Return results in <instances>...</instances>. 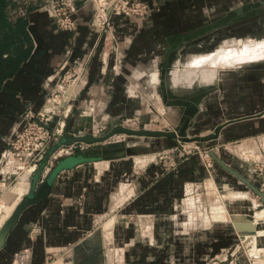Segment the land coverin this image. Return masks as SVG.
Wrapping results in <instances>:
<instances>
[{
    "label": "crops",
    "instance_id": "obj_1",
    "mask_svg": "<svg viewBox=\"0 0 264 264\" xmlns=\"http://www.w3.org/2000/svg\"><path fill=\"white\" fill-rule=\"evenodd\" d=\"M143 1L153 7L150 14L146 17L115 15L112 29L107 34L91 27L95 12L93 0H75L76 10L72 16L77 28L71 32L60 30L52 17L42 11L43 0H14L8 14L9 22L15 28L18 20L24 19L29 39L26 38L24 54L13 51L11 55L3 52L0 56V150L7 146L11 131L20 122L22 113L29 106L35 110L42 107L55 86L58 69L72 65L77 58L88 59L85 74L88 84L78 89L76 98L71 101V114L86 107L91 99L101 100V112L104 111L105 118L108 116V121L112 122L147 114L150 111L149 98L143 100L137 98L139 96H127L126 87L138 92L160 90L161 93V77L182 54H208V45L223 40L229 34L240 37L232 42L264 40V37L255 39L264 36V0ZM231 41L225 39L222 42ZM111 42L124 51V62L119 71L114 65L115 52L110 48ZM11 44L12 49H19L16 39ZM197 53H193V57ZM174 71H171V81L172 86L177 87L179 75ZM262 71L264 69L260 70L259 76L264 74ZM254 80L247 101L240 100L235 105L228 103L232 95L225 101L221 96V103L214 97V104L208 105L206 94L204 107L196 106L194 101H188L184 107L180 101L162 97L169 108L168 118L176 122L171 123L169 132L175 135V127H179L183 117L180 131L187 126L186 132L192 129L195 135L205 134L207 138L211 132H215L212 138L220 140L264 133V76ZM191 103L196 109L193 110ZM79 116L73 121L74 115H71L72 127L66 119L68 134L65 137L84 134L89 129V122L93 123L92 117ZM159 137L162 136L154 138ZM111 138L102 143H86L83 149L78 147L73 154L43 161L36 181L31 180L27 191L36 190L58 169L53 175L52 192L24 209L0 249V264H96L93 258L90 262H83L76 256V251H79L84 235L93 229L98 217L110 207L114 210L125 202L122 207L127 219L134 216L158 219L166 212V207L173 206L172 201H166L165 206V199L172 197L170 193L176 190L175 196H181L184 182L198 172L190 161L184 162L177 172L156 175V167L127 163L129 154L103 159L104 152L128 148L126 145L107 146L116 137ZM255 145L264 146V135ZM58 147L53 143L51 150ZM66 158L73 160L67 162ZM62 161H65L63 165ZM40 168L41 165L38 170ZM191 198L183 200L186 207ZM112 224L113 216L105 223L108 245L111 244ZM143 227L154 235L149 221H145ZM129 231L126 230V239L132 235ZM141 246L148 247V251ZM140 247L141 252H150L151 257L148 259L143 254L133 264H165L159 256V252L164 250L144 243ZM70 248L76 250L74 255H69ZM66 255L71 259L68 260ZM51 258L56 260L49 263Z\"/></svg>",
    "mask_w": 264,
    "mask_h": 264
},
{
    "label": "rangeland",
    "instance_id": "obj_2",
    "mask_svg": "<svg viewBox=\"0 0 264 264\" xmlns=\"http://www.w3.org/2000/svg\"><path fill=\"white\" fill-rule=\"evenodd\" d=\"M94 6L96 7L95 2ZM41 9L49 15L46 9ZM106 33L109 34V31ZM263 37H255V39ZM238 38L240 37L237 35L229 34L223 40L208 45V54L186 52L180 58L174 60L164 76L161 77L160 88L164 96L161 95L160 90L159 92L156 90L138 92L136 89L126 87L125 94L127 96L133 98L139 96L137 98L143 100L149 98L148 108L150 111L147 114L133 116L132 125L125 124L124 127L160 130L164 134L159 139H155V136L120 132L111 136L116 138L106 145L110 147L128 146L130 157L126 162L156 167V175L163 172L165 174L177 172L181 169V165L187 161L192 162L193 165L195 164L198 172L195 173L193 178L184 182L181 196H175L176 190L172 194L170 193L173 198H166L165 206L167 205L166 201L174 202L173 206L166 207L164 209L166 212L158 219L147 220L138 216L133 218L129 216L130 218L127 219L123 214L122 207L125 202L121 206L115 207L114 210H111L110 207L105 214L95 220L93 229L86 232L79 251L70 248L68 250L69 255H74L76 251V256L83 259V262H85L84 260L90 262L93 258L96 264H133V261L143 254H146L145 257L150 259V252H147L148 247L141 246L147 249L146 252L143 250L141 252L140 244L144 243L151 246L156 245L159 250H164L162 253L159 252V256L165 264H264V256H262L264 253V203L258 195L243 184L239 178L223 168L211 155L212 151L215 152L229 166L240 171L256 185V183L264 181V146H257L255 143L260 142V136L264 133L254 136L249 134L234 140H220L212 138L215 132L208 133L207 138L205 134L197 133L195 135L193 130L190 129L189 132H186V137H183L179 134L184 120L182 117L181 123L178 124L179 127H175L174 137L169 132L171 130L169 126L171 123L176 122L168 118L169 108L166 101H164V98H169V101H180L184 107H186L185 104L188 101H194L197 102L196 106L204 107L203 100L206 94L208 95V105L214 104V97L216 101L221 103V100H219L221 96H223L222 100L225 101L227 97L232 95L233 97L229 98L228 103L232 102L233 105L240 100L247 101L253 80H260L264 76V74L260 76L258 74L261 69H264V60L249 63L241 68L222 71H219L220 65L211 66L212 64L208 60L199 67L191 65V62L198 58L210 57L213 52L209 51L214 49L216 51L220 47L239 49L246 45L252 46L253 43L261 42L246 40L245 38V40L238 42L231 41ZM225 39L231 42H222ZM110 48L115 52V65L118 45L111 42ZM122 52H124L123 49ZM193 53H197V55L193 57ZM123 62L124 59L122 58L121 66ZM212 68L215 72L205 74L210 72ZM173 69H175V73H173L179 75V85L177 87L172 86L171 71ZM63 71L60 68L58 69L57 76L54 78V85L66 80L64 77L66 72ZM73 72V70L69 71V73ZM215 77L219 79V85L214 84ZM257 80H254V82ZM145 103L147 104L146 101ZM223 105L227 106L224 102ZM230 105L228 106L231 107ZM191 106L193 110L196 109L193 103H191ZM160 107H163V109ZM101 108H95L97 120L93 123L89 122V129L84 135L100 136L112 130L111 122L104 119L106 113L101 112ZM86 110L88 109L84 107L79 111H75L74 114L70 113L74 115L73 121L77 119L78 115L89 119L91 112ZM186 110L191 109L186 108ZM161 112L165 113L161 115ZM71 115L68 117L69 127L74 124H71ZM123 119L125 118L118 121L121 122ZM102 125L107 127L105 132L100 134L96 129ZM93 132H97V135H94ZM253 140H255V143ZM48 159L49 157H47ZM71 160L73 158H66L65 161L69 162ZM65 161L61 162L62 165ZM42 164L43 162L40 164L41 168L35 172L32 181H36L37 175L42 169ZM57 170L54 171L53 175ZM137 170L138 172L141 171V169ZM126 181L123 180V182ZM16 184L17 182H14L10 187H6L7 189L0 195V198L3 197L11 205L15 203V207L20 199L28 193L27 186H29L25 177L21 179L18 185ZM188 197L192 198L188 199V207H186L183 200ZM13 210L14 208L10 211ZM10 211L7 212V216L8 213L11 214ZM111 216H113L112 235L111 244L108 245L105 237V223ZM145 221H149L153 226L154 235L149 234L147 228L144 229ZM245 223L250 229L246 228ZM237 224L241 227L236 228L235 225ZM1 225L0 221V227ZM252 225L254 228H252ZM126 230H130L131 238L126 239ZM132 246H139V248L135 249ZM69 255H66L68 260L71 259ZM55 260L56 258H51L49 263Z\"/></svg>",
    "mask_w": 264,
    "mask_h": 264
},
{
    "label": "built area",
    "instance_id": "obj_3",
    "mask_svg": "<svg viewBox=\"0 0 264 264\" xmlns=\"http://www.w3.org/2000/svg\"><path fill=\"white\" fill-rule=\"evenodd\" d=\"M28 1V0H16ZM95 2V12L91 22V27L101 32H110L112 29V19L115 15L125 17H146L151 13L153 7L143 0H93ZM43 9L49 12L57 27L63 31H74L77 23L72 14L76 10L75 0H43ZM116 70L119 71L122 63V48H116ZM88 67V59L77 58L74 65H64L60 70H64L62 83L56 84L47 96L44 104L39 110L29 106L21 116L20 122L13 127L8 144L0 150V195L14 182L16 185L25 177L30 182L38 170L40 164L47 158H57L64 154L75 153L76 149L84 148V142H76L69 145H59L52 149L53 143H59L67 133V121L72 106L71 101L76 97L74 90L81 85L88 84L85 74ZM73 70V73H69ZM69 73V74H68ZM101 100H89L86 111L91 112L93 122H96V107H100ZM99 109V108H98ZM85 111V110H84ZM137 118V117H136ZM108 121V116L105 118ZM133 118L121 120L124 126H131ZM124 122V124H123ZM107 126H99L98 133L105 132ZM97 132H93L97 135ZM48 159V160H49ZM264 191V181L256 183ZM28 192V191H27ZM26 192V193H27ZM25 196V195H24Z\"/></svg>",
    "mask_w": 264,
    "mask_h": 264
},
{
    "label": "water",
    "instance_id": "obj_4",
    "mask_svg": "<svg viewBox=\"0 0 264 264\" xmlns=\"http://www.w3.org/2000/svg\"><path fill=\"white\" fill-rule=\"evenodd\" d=\"M219 81H216L214 84L219 85ZM112 130L106 134H102L100 136H93L92 134H78L74 136H67L60 140L58 145H69L76 142H84V143H99L102 141H105L106 139L110 138L116 133H126V134H141L146 136H160L164 133L160 130H147L146 128H140V129H130L124 127L120 121L113 120L111 122ZM186 129L187 126H183L182 130L180 131V135L183 137H186ZM175 133V132H174ZM173 133V134H174ZM172 134V132H171ZM129 148H121L117 150H112L108 152H104L102 154L103 159H114L125 156V154H129ZM211 155L215 158V160L228 172L239 178V180L245 184L247 187H249L256 195L259 196L261 201L264 203V191L261 190L257 185L252 183L250 179H248L246 176H244L240 171L237 169L229 166L228 163H226L222 158H220L215 152H211ZM53 188V176L50 175L46 179L43 180V182L39 185V187L34 190V188L28 192L25 196L22 197L20 202L16 205L14 210L11 212L9 217L5 220V222L0 227V249L5 245L7 236L13 229V227L16 225V223L19 220L20 215L24 211V209L32 204H35L42 200L43 198L48 197ZM236 228H240V225H235Z\"/></svg>",
    "mask_w": 264,
    "mask_h": 264
},
{
    "label": "bare ground",
    "instance_id": "obj_5",
    "mask_svg": "<svg viewBox=\"0 0 264 264\" xmlns=\"http://www.w3.org/2000/svg\"><path fill=\"white\" fill-rule=\"evenodd\" d=\"M253 44L254 45L250 44L252 46L246 45V46H244L242 48H239V49L220 47L216 51H214L210 55V57L205 56V57H202V58H198V59L192 61L191 65L193 67H199L201 65H204L207 62V60H208V62H210L212 64L211 66L220 65L219 71H222V70H225V69L241 68V67H243V66H245V65H247L249 63L258 62L260 60H264V40L261 41V42H258L257 44H255V43H253ZM212 72H215L213 68L210 70V72H207L205 74H210V73L212 74ZM207 77H208V75H207ZM214 79H218V78L215 77ZM216 81H218V80H216ZM80 88H82L81 85L78 86L74 90V92H77L78 89H80ZM81 118H86V117L82 116ZM16 203H18V202H16ZM13 204H12L13 205L12 206L10 203H8L6 200H4L3 197L0 198V221H1V224H3V222H5V220L9 217V213H8V216H7V212H9L13 208H15V203H13ZM10 213H11V211H10ZM251 222L254 223L255 221H251ZM250 225H251V223H250ZM246 228H249V227H247V224H246ZM252 228H254L253 225H252ZM262 256H264V253H263Z\"/></svg>",
    "mask_w": 264,
    "mask_h": 264
},
{
    "label": "trees",
    "instance_id": "obj_6",
    "mask_svg": "<svg viewBox=\"0 0 264 264\" xmlns=\"http://www.w3.org/2000/svg\"><path fill=\"white\" fill-rule=\"evenodd\" d=\"M15 4L14 0H0V56L3 52H8L9 55L13 51L24 54L26 52V38L29 39L26 31V22L24 19H19L15 28L12 27V23L9 22L8 14L10 8ZM4 41L2 42V37ZM16 39L19 42V49H12V41Z\"/></svg>",
    "mask_w": 264,
    "mask_h": 264
}]
</instances>
